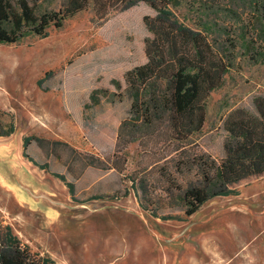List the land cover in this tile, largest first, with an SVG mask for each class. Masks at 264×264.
<instances>
[{
	"label": "rangeland",
	"instance_id": "1",
	"mask_svg": "<svg viewBox=\"0 0 264 264\" xmlns=\"http://www.w3.org/2000/svg\"><path fill=\"white\" fill-rule=\"evenodd\" d=\"M28 2L37 11L64 0ZM173 5L226 63L223 84L206 99L202 129L191 137L219 159L229 113H256L253 100L264 97V0ZM154 14L139 1L95 20L90 4L46 37L0 44V109L14 123L0 137V226L10 225L32 256L48 255L54 264H264V173L189 216L160 205L169 217L162 219L142 209L131 177L170 150L146 153L155 147L145 139L115 152L118 126L129 117L124 73L146 61L151 33L143 18ZM85 154L116 166L87 165ZM148 177L155 185L148 196L161 204V183Z\"/></svg>",
	"mask_w": 264,
	"mask_h": 264
},
{
	"label": "trees",
	"instance_id": "2",
	"mask_svg": "<svg viewBox=\"0 0 264 264\" xmlns=\"http://www.w3.org/2000/svg\"><path fill=\"white\" fill-rule=\"evenodd\" d=\"M139 1L147 3L155 14L143 18L151 33L144 39L146 61L124 73L129 117L118 126L115 152L123 153L130 142L142 144L145 139L156 148L144 149L146 153L169 149L167 155L143 168V175L131 177V182L138 183L142 193L139 204L151 215L168 219V215L159 214L160 205H168L189 216L213 197L238 194L233 187L238 181L264 173V97L254 98L256 113L243 108L229 113L223 124L227 134L221 158L198 147L191 137L202 129L206 99L223 84L226 63L214 54L206 37L179 21L171 9L174 0H64L58 9L37 11L28 0H0V44L46 37L51 27L61 28L67 18L90 4L92 18L102 20ZM0 113L9 118L0 119V137H7L14 132V123L7 112L0 109ZM29 139L23 138V147ZM84 159L87 165L100 168L116 166L92 154H85ZM148 175H156L155 180L161 183V204L151 202L148 196L149 187H154L152 192L155 189ZM0 264L54 261L48 255L32 256L10 225H4L0 226Z\"/></svg>",
	"mask_w": 264,
	"mask_h": 264
}]
</instances>
